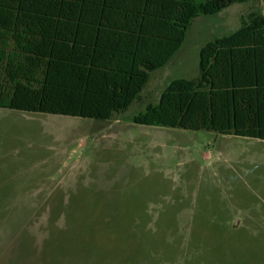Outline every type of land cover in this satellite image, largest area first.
Masks as SVG:
<instances>
[{
	"label": "rangeland",
	"instance_id": "obj_1",
	"mask_svg": "<svg viewBox=\"0 0 264 264\" xmlns=\"http://www.w3.org/2000/svg\"><path fill=\"white\" fill-rule=\"evenodd\" d=\"M251 11L196 18L108 120L0 108V264H264V140L133 121Z\"/></svg>",
	"mask_w": 264,
	"mask_h": 264
},
{
	"label": "trees",
	"instance_id": "obj_2",
	"mask_svg": "<svg viewBox=\"0 0 264 264\" xmlns=\"http://www.w3.org/2000/svg\"><path fill=\"white\" fill-rule=\"evenodd\" d=\"M254 0H0V108L108 120L140 100L194 20ZM134 123L264 140V13L206 42Z\"/></svg>",
	"mask_w": 264,
	"mask_h": 264
}]
</instances>
